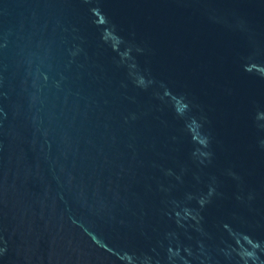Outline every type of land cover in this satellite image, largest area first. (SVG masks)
Instances as JSON below:
<instances>
[{
  "label": "water",
  "instance_id": "water-1",
  "mask_svg": "<svg viewBox=\"0 0 264 264\" xmlns=\"http://www.w3.org/2000/svg\"><path fill=\"white\" fill-rule=\"evenodd\" d=\"M0 264H264V0H0Z\"/></svg>",
  "mask_w": 264,
  "mask_h": 264
}]
</instances>
